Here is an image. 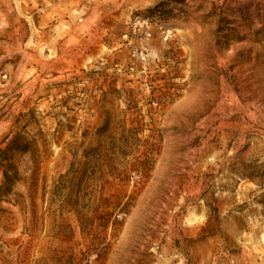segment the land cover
I'll list each match as a JSON object with an SVG mask.
<instances>
[{
    "label": "rangeland",
    "instance_id": "rangeland-1",
    "mask_svg": "<svg viewBox=\"0 0 264 264\" xmlns=\"http://www.w3.org/2000/svg\"><path fill=\"white\" fill-rule=\"evenodd\" d=\"M0 264H264V0H0Z\"/></svg>",
    "mask_w": 264,
    "mask_h": 264
}]
</instances>
